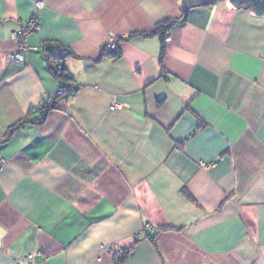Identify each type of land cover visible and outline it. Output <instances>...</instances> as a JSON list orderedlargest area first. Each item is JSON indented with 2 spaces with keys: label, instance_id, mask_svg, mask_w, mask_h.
<instances>
[{
  "label": "crops",
  "instance_id": "0c3cea01",
  "mask_svg": "<svg viewBox=\"0 0 264 264\" xmlns=\"http://www.w3.org/2000/svg\"><path fill=\"white\" fill-rule=\"evenodd\" d=\"M0 160V264H264V16L0 0Z\"/></svg>",
  "mask_w": 264,
  "mask_h": 264
},
{
  "label": "trees",
  "instance_id": "16d2710c",
  "mask_svg": "<svg viewBox=\"0 0 264 264\" xmlns=\"http://www.w3.org/2000/svg\"><path fill=\"white\" fill-rule=\"evenodd\" d=\"M264 13V12H263ZM173 24H175V22H167V23H163V24H160V25H158V26H156L155 27V29L152 31V32H149V33H146V34H139V35H137V36H140V37H142V38H149V37H154V36H158L159 38H160V41L162 42V44H164V38H165V36H166V33L168 32V30L172 27V25ZM164 49H165V47H163L162 48V57H163V55H164ZM103 56H112V57H114L115 59L119 56V54H116V53H113L112 52V54H111V52H108V51H106V53H103ZM50 70L52 71L53 70V72H55L54 71V69L53 68H51L50 67ZM61 71H58V72H55L54 74H55V76L57 77V78H63V79H65L66 78V76L64 75V73H60ZM69 92H65V91H63V95H62V98H64V97H66V96H69V95H71L70 93L68 94ZM57 98H59V97H57ZM61 98V97H60ZM56 99H54L53 98V102H52V104H48V105H46V104H44V102H45V99H44V102H43V104H42V106L39 108V109H37L36 110V112L39 114V118H38V123H41L42 121H43V119L45 118V115L49 112V111H51V110H53L54 108H55V101ZM32 122H34V121H32ZM27 123H30L28 120H26V119H24L23 121H21L17 126H14V127H12V131H13V129H15V128H20V127H23L25 124H27ZM10 133V132H9ZM128 253L129 252H127V251H124L122 254H118L121 258V262L122 261H124L126 258H127V255H128Z\"/></svg>",
  "mask_w": 264,
  "mask_h": 264
},
{
  "label": "built area",
  "instance_id": "2783aa9c",
  "mask_svg": "<svg viewBox=\"0 0 264 264\" xmlns=\"http://www.w3.org/2000/svg\"><path fill=\"white\" fill-rule=\"evenodd\" d=\"M44 4L42 2H38L36 3V10L39 12L43 9ZM39 26H40V22H39V17L37 15L33 16L29 22L27 23L26 27L21 31V33H19V35L15 36V39L18 41L19 45H18V53L16 55L12 56V60L15 62H21L22 61V54L24 53V42L26 40V38L31 35L32 33L36 32L39 30ZM165 44H169L171 42L170 37H166L164 40ZM111 47H114V45H111ZM63 95V92H59L55 97H60ZM55 97H48L45 99L44 104L48 105L51 104L53 101V98ZM4 161L0 160V172L4 166ZM212 165H202V167L204 169H209ZM146 230H150L152 231L153 229L150 227V225H146ZM33 256H27L24 259V264H34L33 263Z\"/></svg>",
  "mask_w": 264,
  "mask_h": 264
},
{
  "label": "water",
  "instance_id": "95a60500",
  "mask_svg": "<svg viewBox=\"0 0 264 264\" xmlns=\"http://www.w3.org/2000/svg\"><path fill=\"white\" fill-rule=\"evenodd\" d=\"M219 0H181V5L184 9V16L186 11L195 6L216 3ZM228 8L238 10L239 8L250 9V14L254 16H264V0H226Z\"/></svg>",
  "mask_w": 264,
  "mask_h": 264
},
{
  "label": "rangeland",
  "instance_id": "374dc122",
  "mask_svg": "<svg viewBox=\"0 0 264 264\" xmlns=\"http://www.w3.org/2000/svg\"><path fill=\"white\" fill-rule=\"evenodd\" d=\"M226 1V0H225Z\"/></svg>",
  "mask_w": 264,
  "mask_h": 264
}]
</instances>
